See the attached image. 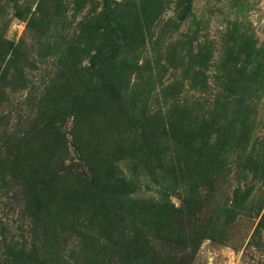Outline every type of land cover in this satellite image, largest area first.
Listing matches in <instances>:
<instances>
[{"label": "rangeland", "instance_id": "1", "mask_svg": "<svg viewBox=\"0 0 264 264\" xmlns=\"http://www.w3.org/2000/svg\"><path fill=\"white\" fill-rule=\"evenodd\" d=\"M0 264H264V0H0Z\"/></svg>", "mask_w": 264, "mask_h": 264}]
</instances>
